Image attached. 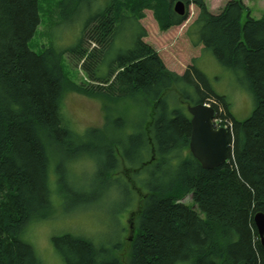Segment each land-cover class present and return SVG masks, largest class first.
I'll return each mask as SVG.
<instances>
[{
  "label": "trees",
  "instance_id": "1",
  "mask_svg": "<svg viewBox=\"0 0 264 264\" xmlns=\"http://www.w3.org/2000/svg\"><path fill=\"white\" fill-rule=\"evenodd\" d=\"M91 1L59 0L58 13L72 15ZM178 1L107 0L75 46H50L39 54L29 45L41 25L39 0H0V264H43L25 233L54 213L53 174L66 203L96 202L95 192L69 181L72 165L83 159L94 164L99 182H121L129 202L138 204L130 213L135 233L126 259L117 256L124 252L122 240L106 248L71 234L55 237L65 264H264L254 224L255 215L264 213V16L247 13L242 25V0L229 1L217 15L204 0H182L187 13L179 16ZM190 5L199 9L187 32L194 46L244 73L255 102L244 121L226 96L212 90L196 61L177 74L144 41L146 11L167 32L187 21ZM122 29L131 46L108 60ZM87 32L96 45L91 51ZM64 54L86 72L87 83L66 77ZM69 92L103 103L102 128L83 134L71 129L63 113ZM172 98L178 103L173 108ZM129 103L141 106L142 115L131 120L127 109L115 115L114 105ZM207 103L216 117L221 107L234 123L229 163L210 170L184 155L191 135L188 106ZM189 194L192 205L180 203Z\"/></svg>",
  "mask_w": 264,
  "mask_h": 264
},
{
  "label": "rangeland",
  "instance_id": "2",
  "mask_svg": "<svg viewBox=\"0 0 264 264\" xmlns=\"http://www.w3.org/2000/svg\"><path fill=\"white\" fill-rule=\"evenodd\" d=\"M58 1L39 0L41 25L29 44L31 50L36 53L40 54L44 48L50 46H54L59 51L75 46L88 19L107 0H92L74 14L67 16H63L61 10L58 13ZM191 6L188 8L187 21L180 26L172 27L167 32L160 31L153 13L146 11V18L140 22L148 34L144 41L154 48L166 67L177 74L183 75L186 69L196 61V66L207 76L212 90L218 95L226 96L232 105L233 114L238 120L244 121L251 116L255 108L254 97L247 88L244 73L225 68L211 52L204 53L200 46H194L187 35L195 19ZM247 13L246 11L243 13L242 25L247 20ZM251 15L253 18L258 17L256 11ZM88 33H86L85 48L91 51L96 45L89 39ZM128 37V33L122 29L112 43L108 60L116 57L120 50L131 46L127 43ZM126 43L128 46L124 47ZM62 65L70 81L76 84L88 82L86 72L73 64L68 54H64ZM106 74L107 69L103 67L101 75ZM171 102L177 103L175 98H172ZM113 109L115 115L127 109V115L131 120L138 118L143 112L141 106L133 103H129L127 108L122 104L114 105ZM63 113L71 129L78 134H83L90 127L102 128L105 123L103 103L76 93L65 94ZM187 154L186 151L184 155ZM101 157L106 159L104 154H101ZM72 168L71 178H69L72 188L83 192H95L96 202L76 206L66 203L57 193L58 189L60 191V186L53 174L54 213L50 219L30 225L25 233L26 240L33 245L43 264H65L54 241L55 237L65 234L90 239L95 245H104L106 248L114 247L122 240L125 245L124 252H117V256H123L126 259L127 240L131 237L129 222L132 215L130 213L137 210L138 204L135 200L129 202L128 193L121 182H116L110 187L105 182H99L94 174L95 166L91 161L83 159L74 163ZM52 170H54V164ZM65 183L70 188L67 181ZM192 200V195H189L183 204L190 206L193 203Z\"/></svg>",
  "mask_w": 264,
  "mask_h": 264
},
{
  "label": "water",
  "instance_id": "3",
  "mask_svg": "<svg viewBox=\"0 0 264 264\" xmlns=\"http://www.w3.org/2000/svg\"><path fill=\"white\" fill-rule=\"evenodd\" d=\"M174 11L179 16H184L187 6L181 0L174 6ZM191 115L190 150L195 159L204 169H214L222 166L229 159L230 142L227 131L217 130L213 127L215 109L205 104L188 106ZM133 216L130 220L132 236L135 233ZM254 224L259 233L260 242L264 247V213H257ZM133 237H131L132 240Z\"/></svg>",
  "mask_w": 264,
  "mask_h": 264
},
{
  "label": "crops",
  "instance_id": "4",
  "mask_svg": "<svg viewBox=\"0 0 264 264\" xmlns=\"http://www.w3.org/2000/svg\"><path fill=\"white\" fill-rule=\"evenodd\" d=\"M229 1L231 0H205L208 9L214 15L219 14L220 11L225 7V5ZM242 1L244 3L246 12L251 14L256 11L258 14V17H256L257 19H260L264 16V14H262V12H264V0H242ZM191 8L195 16V19L193 22H195V20L197 19L199 15V9L195 5H192ZM200 48L202 50V46H200Z\"/></svg>",
  "mask_w": 264,
  "mask_h": 264
},
{
  "label": "bare ground",
  "instance_id": "5",
  "mask_svg": "<svg viewBox=\"0 0 264 264\" xmlns=\"http://www.w3.org/2000/svg\"><path fill=\"white\" fill-rule=\"evenodd\" d=\"M179 1H181V0H179ZM207 104H209L210 105V103H207ZM206 105V104H205ZM175 106V103H172L171 102V104H170V107L171 108H173ZM220 112H221V115L219 116V117H217L216 119H214V121H213V127L215 128V129H217V130H220V129H224V130H226L227 131V134H228V137H229V139L230 138H234V133H233V128H234V123H233V120L230 118V117H228L227 115V113H225V111H224V109H222L221 107H220ZM232 111V110H231ZM233 113V112H232ZM235 116V115H234ZM236 117V116H235ZM237 118V117H236ZM191 131H192V126H191ZM190 137H191V135H190ZM187 152H188V154L187 155H192V153H191V150H190V143H189V148H188V150H187ZM187 155H185V156H187ZM193 156V155H192ZM193 158L195 159V157L193 156ZM229 163V159H228V161L226 162V163H224V164H228ZM223 164V165H224ZM220 167V166H219ZM206 170H210V169H206ZM189 195H192V194H189ZM189 195H187V196H189ZM187 196L184 198V199H182L181 201H180V203H183V201L187 198ZM257 229V228H256ZM258 232V231H257ZM259 234V233H258ZM259 239H260V237H259ZM125 253L128 255L129 254V248L128 249H126V251H125Z\"/></svg>",
  "mask_w": 264,
  "mask_h": 264
}]
</instances>
